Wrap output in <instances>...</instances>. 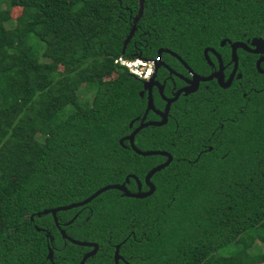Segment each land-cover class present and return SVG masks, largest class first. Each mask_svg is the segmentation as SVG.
<instances>
[{
	"label": "trees",
	"instance_id": "1",
	"mask_svg": "<svg viewBox=\"0 0 264 264\" xmlns=\"http://www.w3.org/2000/svg\"><path fill=\"white\" fill-rule=\"evenodd\" d=\"M4 1L0 264H78L86 247L61 238L49 213H36L130 174L145 191L144 174L165 159L138 155L122 139L140 118L157 117L139 94L142 81L114 59H154L164 48L191 68H209L208 47L229 68V45L220 41H264V0H142L139 14L138 0ZM9 7L20 13L6 35ZM160 57L179 65L165 52ZM237 70L229 87L204 82L169 104L163 124L134 134L138 149L171 155L150 176L149 196L108 189L56 212L69 237L99 246L84 264H106V243L121 240L129 264H264V73L246 59ZM247 78L244 98L237 83ZM80 90L90 93L88 102H79ZM204 143L211 148L200 152ZM125 187L134 192L137 184L129 177Z\"/></svg>",
	"mask_w": 264,
	"mask_h": 264
},
{
	"label": "water",
	"instance_id": "2",
	"mask_svg": "<svg viewBox=\"0 0 264 264\" xmlns=\"http://www.w3.org/2000/svg\"><path fill=\"white\" fill-rule=\"evenodd\" d=\"M140 5H141V1L139 3V11H138L137 14H139V12H140ZM136 17H134V19H136ZM225 42H227L228 45H229L230 53H231L230 61H232V70H231V73H230L229 77L227 78V80L225 82H222V74H221L222 65H221V61H220L219 55L212 48H204L202 53H203V56L206 59H208L207 58V50H209L210 52H212L216 56L217 63H218V69L215 72H213L212 74H210V75H208L206 77H195L196 82L199 81V80L200 81L210 80L211 78L215 77V78H217V82H218V84L221 87H226V86L229 85L232 73L234 72V70L236 68V53H235L236 48H241L243 50H246V51H249V52H253V53H259L260 51H264V41L261 38H257V37H253L250 40H246L245 42H243V41H229L227 39H223V40L220 41V45H223ZM161 52H165V53H167V54H169L171 56H174L186 68H188L185 65V63L180 59V57L176 53H174V52H172V51H170L168 49H164V48H159L156 51V57L154 58V60L156 61V66L158 65V63L160 65H164L162 60H161V57H160ZM256 67H257V62H256ZM256 69L258 70V68H256ZM154 84L159 87V91L161 92V90H160L161 86L158 85L157 82H155V81L154 82H149V81H143L142 82L143 87H145V89L147 90L146 108L147 109H152L153 111H155L157 114H159L161 116V119L159 121H146V122L140 121V123L136 127H134L130 131V133L128 135H126L124 138H122V139H126L128 141V144H129V147L131 148V150L134 153L138 154V155H141V156H149V155H162V156H165V160L163 162H161L159 164H156L155 166L150 168L144 174L143 183L147 186L148 189L145 190V191H140V183H139L138 179L134 175L130 174V175H126L124 177V180H123L122 183L105 184V185L97 188L95 191H93L91 194H89L87 197L83 198L82 200H79V201H76V202H71V203L64 204V205L55 206V207H52V208L43 209L40 212L36 213V215L49 213L51 215V218H52V221H53L55 227L58 228V231H59V234H60L61 238L69 241L72 244L78 245V246H88V247L91 246L92 247V249L90 251H87L86 253H84L81 256L78 264H83L87 257H90L91 255H93L95 253L97 245L95 243H92V242H87V241H82V240H75V239H72L71 237L67 236L66 233L61 228H59V226L57 224L56 212L65 211V210H69L71 208L82 206V205L88 203L90 200H92L94 197H96L101 192H103L105 190H108V189H117V190L121 191L122 195L127 196V197H131V198H143V197L149 196L154 190L153 184L149 181L150 176L154 172H156V171L162 169L163 167H165L171 160V155L168 152H166V151H163V150H141V149H138L137 147H135L134 144H133L134 134L138 130H140L142 127H145V126H148V125H161L165 121V118H166L165 117V112L162 113V112L156 111L152 107L151 97H150V87L152 85H154ZM193 89H194L193 87H186V88L180 89L174 94V96L171 99H169L167 101L171 102V101L175 100V98L177 97V95L179 94V92L181 90L183 92H187V91H190V90H193ZM139 94L141 95V92ZM135 119H137V118H135ZM141 120H142V118H141ZM131 124H132V121H130L128 123L129 126H131ZM121 140H120V142H121ZM129 177H132L135 180L136 184H137V191L136 192H130L125 187V183L128 182V178ZM71 220H72V218L68 221V223L71 222ZM118 246H119V244H117L115 246V249H114V254H113L114 264H117V259L121 258L118 255V253H117ZM46 257L49 258V259L51 258V250L49 248H48Z\"/></svg>",
	"mask_w": 264,
	"mask_h": 264
},
{
	"label": "flooded vegetation",
	"instance_id": "3",
	"mask_svg": "<svg viewBox=\"0 0 264 264\" xmlns=\"http://www.w3.org/2000/svg\"><path fill=\"white\" fill-rule=\"evenodd\" d=\"M205 48H208V47H205ZM204 49V48H203ZM237 49L235 50V53H236V68L234 70V72L232 73V76H231V80H230V83L228 86L226 87H221L218 82H217V78L213 77L211 78L210 80H206V81H197L196 82V79L195 77H206L210 74H212L213 72H215L217 69H218V63H217V58L216 56L210 52L209 50H207V58H208V54H211L213 57H214V60L215 62L213 64H209L210 67L209 68H191L190 66H188L181 58V60L185 63V65L188 67L186 68L177 58H175L174 56H172L177 62L179 65H176L174 64L172 61V64L174 66L173 67H170L168 64L166 63H163L164 65H160L158 63L157 66H161L162 68H156L154 67L151 71V74H150V77H149V82H157L158 85L161 86L160 90L161 92L159 91V87L157 85H152L150 87V97H151V103H152V107L154 108V110L156 111H159V112H165V117L167 118V111L169 109V104L176 101L180 96L183 97V98H186L188 97L189 95L193 94L194 92H196L201 86L202 87H206L205 85H203L204 82H211L217 86H219L220 88H227L231 85L232 81L234 78H239L240 77V73L238 72L237 70V66H238V62L239 60L242 61L244 59L246 60H250L252 61L253 63V68H258V72L260 73H264L263 69H259V68H264V51H260L259 53H253V52H249V51H246V50H243L240 52L241 54V57L242 58H239V54L237 52ZM215 51V50H214ZM216 52V51H215ZM229 59H231V53H230V48H229ZM218 54V52H216ZM203 55V53H202ZM219 55V54H218ZM171 56V55H170ZM179 56V55H178ZM180 57V56H179ZM220 57V55H219ZM205 58V57H204ZM206 59V58H205ZM208 60V59H206ZM220 61H221V65H222V68H221V74H222V82H225L227 80V78L229 77L230 73H231V70H232V61H230V66L229 68H224V65L222 63V60L220 58ZM163 62V61H162ZM256 62H257V67H256ZM210 63V62H208ZM156 66V65H155ZM166 66V67H165ZM142 81V80H141ZM143 82V81H142ZM237 85L239 86V89H240V95L241 97H244L247 95V93L250 91V86H249V79L247 78L245 81H243V85L240 86L239 82L237 83ZM186 87H193L194 89L193 90H190V91H187V92H183L182 90L179 92V94L177 95V97L175 98V100L171 101V102H168L167 100L171 99L174 94L180 90V89H183V88H186ZM264 89V86L262 87ZM261 88V89H262ZM256 91H259V90H256ZM141 96H143V94H145V97H146V101H147V90L145 89V87H143L142 83H141ZM157 100H160L162 101V104H160V101H157ZM157 103L159 105H161V107H157ZM146 104V103H145ZM152 114H154L157 118H154V119H149V120H141V118L139 119V122L138 124L140 123V121L142 122H146V121H159L161 119V116L159 114H157L155 111H153L152 109H148ZM166 118H165V121H166ZM135 120H138L135 119ZM164 121V122H165ZM137 124V125H138ZM136 125V126H137ZM135 126V127H136ZM149 126V125H148ZM143 128V127H142ZM141 128V129H142ZM139 131V130H138ZM203 148L202 150H200V152L204 151V150H210V145L208 144H202ZM164 151V150H163ZM167 152V151H166ZM199 152V153H200ZM162 156V155H161ZM165 157V156H164ZM165 160V159H164ZM163 160V161H164ZM159 164V163H158ZM140 183V182H139ZM126 184V183H125ZM127 189V188H126ZM128 190V189H127ZM137 191V189H136ZM134 191V192H136ZM140 191L141 188H140ZM132 192V191H130ZM58 224V222H57ZM59 226V224H58ZM56 228V227H55ZM59 228H61L63 230V228L61 226H59ZM57 232L59 233L58 231V228H56ZM64 231V230H63ZM65 232V231H64ZM60 235V234H59ZM67 235V234H66ZM68 236V235H67ZM123 240H121V242H117V243H114V244H108L106 243V249L108 251H110V258L108 259V262L106 264H114V259H113V254H114V249H115V246L117 244H120L122 243ZM87 242H92V243H95L93 241H87ZM97 245V243H95ZM119 246H118V249H119ZM82 247H86V250H84L81 254V256L86 253L87 251H90L92 249L91 246H82ZM48 248L51 250V258H47L48 260L51 261L52 259V256H53V251H52V248H50L48 245H47V251H48ZM99 249V246L97 245V248L95 250V253L97 252V250ZM94 253V254H95ZM117 253L118 255L121 257L119 259H117V264H129L120 254H119V250H117ZM93 254V255H94ZM47 255V253H46ZM92 256V255H91ZM81 258V257H80ZM88 258V257H87ZM86 258V259H87ZM85 259V260H86ZM80 260V259H79ZM79 262V261H78ZM85 262V261H84ZM84 264V263H83ZM103 264V262H102Z\"/></svg>",
	"mask_w": 264,
	"mask_h": 264
},
{
	"label": "built area",
	"instance_id": "4",
	"mask_svg": "<svg viewBox=\"0 0 264 264\" xmlns=\"http://www.w3.org/2000/svg\"><path fill=\"white\" fill-rule=\"evenodd\" d=\"M113 62L125 67L129 74L142 81L149 80L151 71L156 65V61L154 59H143L140 57L131 59L117 57Z\"/></svg>",
	"mask_w": 264,
	"mask_h": 264
},
{
	"label": "rangeland",
	"instance_id": "5",
	"mask_svg": "<svg viewBox=\"0 0 264 264\" xmlns=\"http://www.w3.org/2000/svg\"><path fill=\"white\" fill-rule=\"evenodd\" d=\"M140 1H142V0H138V3H140ZM0 5L7 9V4L5 3V1L2 2ZM8 11H9L10 20L6 21L5 24H4L5 25V29H6L5 30V34L6 35H9V33H10L9 32L10 31L9 28H10V26H12L14 19L19 15L20 9L18 7H9ZM45 36H46V38L48 37V35H45ZM127 40H128V37L124 40L123 43L125 44ZM118 57H121V58H124V59H129V58H126V57H124L122 55H119ZM113 76H114L113 73H110V74L106 75L105 78L106 79H111ZM89 98H90V93L89 92L82 91V90L79 91V94H78L79 102L86 103V102H88Z\"/></svg>",
	"mask_w": 264,
	"mask_h": 264
}]
</instances>
